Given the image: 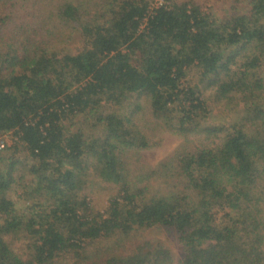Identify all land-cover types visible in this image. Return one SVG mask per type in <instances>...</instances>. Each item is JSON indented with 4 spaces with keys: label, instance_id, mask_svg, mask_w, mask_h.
I'll list each match as a JSON object with an SVG mask.
<instances>
[{
    "label": "trees",
    "instance_id": "obj_1",
    "mask_svg": "<svg viewBox=\"0 0 264 264\" xmlns=\"http://www.w3.org/2000/svg\"><path fill=\"white\" fill-rule=\"evenodd\" d=\"M153 1L0 0V138H17L0 147V264H174L163 244L122 250L156 227L177 232V264H264V0L223 17ZM60 26L86 46L55 50ZM211 99L237 118L211 122ZM159 131L183 141L150 165ZM92 173L118 187L104 211Z\"/></svg>",
    "mask_w": 264,
    "mask_h": 264
},
{
    "label": "rangeland",
    "instance_id": "obj_2",
    "mask_svg": "<svg viewBox=\"0 0 264 264\" xmlns=\"http://www.w3.org/2000/svg\"><path fill=\"white\" fill-rule=\"evenodd\" d=\"M163 0H154L153 3L156 5H159L162 3ZM193 1V0H191ZM198 2L205 11L219 17L226 16V14L231 10L234 4L238 3L236 0H194ZM239 3H242L239 2ZM241 6V5H240ZM27 11H32L31 8H28ZM48 12V11H45ZM37 13H39L37 11ZM38 15V14H36ZM40 17L37 16L35 18V21H32L33 25L37 27L40 24ZM67 27L64 26V29L62 26H60L56 31L58 35V39L61 37H65L64 42H60L55 46V50L57 51H64V52H76L77 50H80L86 46V41L81 36L79 31L73 30L72 34L70 35L68 31L66 30ZM65 30V31H64ZM66 33L69 34V37H66ZM57 41V39H56ZM192 84L197 83L199 79V73L194 72L191 74V76L188 78ZM213 98V96H210ZM214 99H211L210 105L213 108V112L211 114L210 121L213 123L223 124V123H232L233 120L237 118V112L239 110V107H234L231 110L228 108V106L220 103H213ZM215 108H214V107ZM149 109L148 107H144L143 116L145 115L149 116ZM84 121V118L81 120ZM81 125V124H80ZM141 126H143L141 124ZM154 137V141L157 143L153 145L152 147L145 149L141 151L142 156L148 162L150 165H156L160 160H162L165 156L172 153L183 141V137H181L179 134H176L172 131H159L154 134H152ZM15 134H6L2 138H0V144L3 142L5 144V148L8 149L7 151L10 152L9 149L15 144L16 142ZM2 140V141H1ZM21 154H25L24 151H20ZM84 194H86L89 199L91 200L95 210L97 211H104L108 205V201L111 196L115 195L117 193L118 187L113 184L104 181L103 179L99 178L96 174L92 173L90 174L84 185ZM14 199L17 201L19 206H22L25 204V200L22 197L21 191H18V193L14 194ZM150 241L152 244H163L169 250L171 251V254L173 255L174 264H177L181 253L182 248L181 244L178 240V234L174 230H169L168 228L163 227H156L149 230H145L136 236L132 237L124 249L122 250H128L132 246L136 244H141L144 241ZM22 244H19L18 246L21 247ZM23 247V246H22ZM21 247V248H22ZM20 248V249H21ZM20 252V251H19ZM60 264V263H59ZM63 264V263H62Z\"/></svg>",
    "mask_w": 264,
    "mask_h": 264
},
{
    "label": "built area",
    "instance_id": "obj_3",
    "mask_svg": "<svg viewBox=\"0 0 264 264\" xmlns=\"http://www.w3.org/2000/svg\"><path fill=\"white\" fill-rule=\"evenodd\" d=\"M4 145H5V144L2 142V143L0 144V147L2 148V147H4Z\"/></svg>",
    "mask_w": 264,
    "mask_h": 264
}]
</instances>
